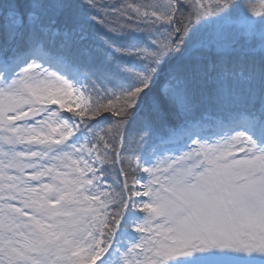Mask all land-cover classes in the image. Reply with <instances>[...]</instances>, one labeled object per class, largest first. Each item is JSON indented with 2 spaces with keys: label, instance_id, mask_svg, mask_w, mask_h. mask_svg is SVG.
Listing matches in <instances>:
<instances>
[{
  "label": "snow or ice",
  "instance_id": "obj_1",
  "mask_svg": "<svg viewBox=\"0 0 264 264\" xmlns=\"http://www.w3.org/2000/svg\"><path fill=\"white\" fill-rule=\"evenodd\" d=\"M0 264H264V0H0Z\"/></svg>",
  "mask_w": 264,
  "mask_h": 264
},
{
  "label": "rangeland",
  "instance_id": "obj_2",
  "mask_svg": "<svg viewBox=\"0 0 264 264\" xmlns=\"http://www.w3.org/2000/svg\"><path fill=\"white\" fill-rule=\"evenodd\" d=\"M74 106V105H73ZM52 107H54V108H58V105H54V106H52ZM66 114H69L70 115V113H66ZM188 149L187 148H183V149H181V151H187ZM172 155H179V153H173ZM139 175H141V176H143V174H139Z\"/></svg>",
  "mask_w": 264,
  "mask_h": 264
},
{
  "label": "trees",
  "instance_id": "obj_3",
  "mask_svg": "<svg viewBox=\"0 0 264 264\" xmlns=\"http://www.w3.org/2000/svg\"><path fill=\"white\" fill-rule=\"evenodd\" d=\"M112 179H113V177L112 176H109V183L112 182Z\"/></svg>",
  "mask_w": 264,
  "mask_h": 264
}]
</instances>
